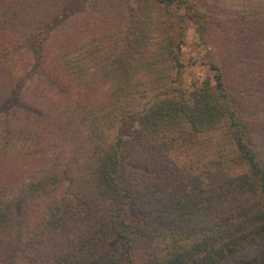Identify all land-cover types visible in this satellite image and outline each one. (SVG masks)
Instances as JSON below:
<instances>
[{
    "label": "trees",
    "instance_id": "1",
    "mask_svg": "<svg viewBox=\"0 0 264 264\" xmlns=\"http://www.w3.org/2000/svg\"><path fill=\"white\" fill-rule=\"evenodd\" d=\"M0 264H264V0H0Z\"/></svg>",
    "mask_w": 264,
    "mask_h": 264
},
{
    "label": "rangeland",
    "instance_id": "2",
    "mask_svg": "<svg viewBox=\"0 0 264 264\" xmlns=\"http://www.w3.org/2000/svg\"><path fill=\"white\" fill-rule=\"evenodd\" d=\"M200 44L194 28H188L187 30V47L185 48L186 66L183 70V80L186 83H191L199 77L206 76L208 73V66L202 64L203 56Z\"/></svg>",
    "mask_w": 264,
    "mask_h": 264
}]
</instances>
